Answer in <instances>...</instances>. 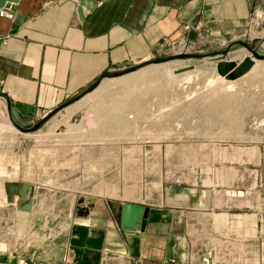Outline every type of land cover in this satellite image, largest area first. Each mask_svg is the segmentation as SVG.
Returning a JSON list of instances; mask_svg holds the SVG:
<instances>
[{
	"label": "rangeland",
	"instance_id": "1",
	"mask_svg": "<svg viewBox=\"0 0 264 264\" xmlns=\"http://www.w3.org/2000/svg\"><path fill=\"white\" fill-rule=\"evenodd\" d=\"M250 38L241 32L232 40L203 31L186 36L148 60L180 54L201 59H174L103 79L33 134L19 133L12 120L29 127L50 112L17 114L19 120L0 97V239L7 249L37 264L66 257L72 264L82 229L90 239L107 222L124 232L120 204L159 202L165 188L183 195L212 190L208 198L218 206L257 207L264 222V61L254 60L236 80L217 68L220 61L252 58L234 41L264 55V38ZM30 200L32 210L20 211Z\"/></svg>",
	"mask_w": 264,
	"mask_h": 264
},
{
	"label": "crops",
	"instance_id": "2",
	"mask_svg": "<svg viewBox=\"0 0 264 264\" xmlns=\"http://www.w3.org/2000/svg\"><path fill=\"white\" fill-rule=\"evenodd\" d=\"M81 1L20 0L11 20L0 17V94L22 118L199 31L264 38V0H85L79 16ZM212 193L165 188L159 202L130 201L145 208L141 229L116 233L107 222L91 239L82 229L72 264H264L260 210L218 206Z\"/></svg>",
	"mask_w": 264,
	"mask_h": 264
},
{
	"label": "water",
	"instance_id": "3",
	"mask_svg": "<svg viewBox=\"0 0 264 264\" xmlns=\"http://www.w3.org/2000/svg\"><path fill=\"white\" fill-rule=\"evenodd\" d=\"M20 0H0V10L7 9L12 10L13 7L19 2ZM87 6L89 9L87 3L84 1L80 2V7L78 9V15L81 16V7ZM234 44L241 45L243 48L247 50V52L250 53L252 58L245 57L241 61H220L217 64V68L220 69L221 67L224 69L225 75L228 74L231 80H236L244 75H246L251 69L253 68L254 60L257 61H264V55H260L257 53V48L252 45L249 46L245 42L242 41H236ZM233 45H228L226 50L223 52H219L221 57L226 56L229 53V49ZM202 55H189V54H180L178 56H172V57H166V58H160L155 60H147L144 62H141L133 67L119 70V71H113V72H105L99 78L87 89H85L80 94L74 96L73 98L67 100L63 104L59 105L57 108L52 110L49 114H46L42 119H40L36 124H33L29 127H25L24 125L16 124L12 119L13 124L18 129L19 133L21 134H33L40 130L43 125L50 120L52 117L60 113L61 111H64L66 108L71 107L75 103L79 102L81 99H83L85 96L93 93L98 87L100 86L103 79L107 80H113L118 79L123 76L129 75L131 73H135L139 69L147 66V65H159L167 63L174 59H201ZM0 97L4 98L7 104V112L9 116H12V114L19 119L15 109L13 108L12 104L9 102L8 97L5 94H0ZM32 208V201L30 200L26 205L19 207L20 211L22 212H30ZM145 208L141 205H133V204H124L121 208L120 212V230L124 232H133L138 231L141 229V224L144 218Z\"/></svg>",
	"mask_w": 264,
	"mask_h": 264
},
{
	"label": "built area",
	"instance_id": "4",
	"mask_svg": "<svg viewBox=\"0 0 264 264\" xmlns=\"http://www.w3.org/2000/svg\"><path fill=\"white\" fill-rule=\"evenodd\" d=\"M0 17H5L9 20L13 18V13L10 10L2 9L0 10ZM2 177L0 176V179ZM0 264H37L33 260H28L21 256H15L13 252L7 249L4 242L0 239ZM59 264H70L68 257L63 258Z\"/></svg>",
	"mask_w": 264,
	"mask_h": 264
},
{
	"label": "bare ground",
	"instance_id": "5",
	"mask_svg": "<svg viewBox=\"0 0 264 264\" xmlns=\"http://www.w3.org/2000/svg\"><path fill=\"white\" fill-rule=\"evenodd\" d=\"M160 65H161V64H160ZM139 70H140V69H139ZM139 70H138V71H139ZM136 72H137V71H136ZM131 74H133V73H131ZM129 75H130V74H129ZM126 76H127V75H126ZM123 77H125V76H123ZM121 78H122V77H121ZM118 79H119V78H118ZM99 87H100V86H99ZM99 87H98V88H99ZM96 90H97V89H96ZM96 90H95V91H96ZM95 91H94V92H95ZM91 94H92V93H91ZM89 95H90V94H89ZM87 96H88V95H87ZM87 96H85V97H87ZM85 97H84V98H85ZM84 98H83V99H84ZM83 99H81L80 101H82ZM80 101H79V102H80ZM79 102H77V103H79ZM75 104H76V103H75ZM75 104H74V105H75ZM72 106H73V105H72ZM66 109H67V108H66ZM0 199L3 200L1 192H0ZM7 201H10V199H8Z\"/></svg>",
	"mask_w": 264,
	"mask_h": 264
},
{
	"label": "trees",
	"instance_id": "6",
	"mask_svg": "<svg viewBox=\"0 0 264 264\" xmlns=\"http://www.w3.org/2000/svg\"><path fill=\"white\" fill-rule=\"evenodd\" d=\"M20 120V119H19Z\"/></svg>",
	"mask_w": 264,
	"mask_h": 264
}]
</instances>
